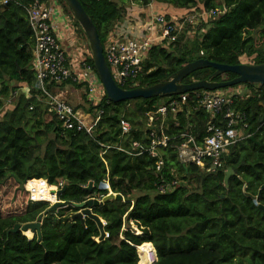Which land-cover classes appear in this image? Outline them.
<instances>
[{
	"label": "trees",
	"instance_id": "16d2710c",
	"mask_svg": "<svg viewBox=\"0 0 264 264\" xmlns=\"http://www.w3.org/2000/svg\"><path fill=\"white\" fill-rule=\"evenodd\" d=\"M34 1L47 0L0 5V97L4 99L22 87L34 91L33 38L24 12ZM77 1L102 46L114 27L129 18V4L146 8L153 3L182 13L223 11L200 24L192 38L186 28L175 43L153 47L133 82L136 88L151 87L199 59L226 66L264 64V0ZM58 2L71 16L65 3ZM78 36L86 42L80 29ZM212 73L211 69L196 71L182 83L207 80ZM221 77L214 81L235 76ZM133 84L122 89L130 90ZM244 86L249 96L234 100L232 106L244 116L245 126L238 127L242 139L222 158L224 170L233 172L227 187L225 171L206 173L192 165L180 166L173 149L176 141L160 151L163 166L155 171L156 160L145 153L149 147L145 114L154 112L165 99L117 104L105 99L89 134L61 129L36 99L18 95L6 106L0 101V264H264V212L258 208H264V190L260 191L264 185V85ZM83 109L92 112L90 107ZM121 119L130 126L127 137L120 136ZM176 121L177 127L169 121V135L191 133L197 142L205 136L208 116L203 112L183 110ZM132 142L138 144L140 154L129 156L117 150L127 151ZM160 180H174L178 186L160 192ZM35 181L46 187H66L59 197L65 208L42 219L40 240L36 235L31 239L30 232L26 237L8 233L15 225L34 223L49 207L43 199L30 200L27 184ZM101 184L121 201L109 200L92 208V214L104 223L105 236L98 241L100 233L92 220L72 217L78 212L74 205L107 195V190L98 188ZM34 192L47 198L40 186Z\"/></svg>",
	"mask_w": 264,
	"mask_h": 264
},
{
	"label": "built area",
	"instance_id": "2783aa9c",
	"mask_svg": "<svg viewBox=\"0 0 264 264\" xmlns=\"http://www.w3.org/2000/svg\"><path fill=\"white\" fill-rule=\"evenodd\" d=\"M11 1L0 0V5ZM61 10L57 0L34 1L24 8L33 38L31 69L35 77L34 91L22 87L11 92L7 99L0 97V101L6 106L18 95H23L25 99H36L44 103L48 114L56 118L61 129L89 134L99 121L101 111L98 108L105 102L106 95L92 64L90 65L91 56L87 43L80 41L73 18L63 15ZM222 14L223 11L218 10H193L179 16L151 13L144 16V21L140 20V23L135 24L128 18L123 20L108 34L103 46L111 78L120 88L127 83L133 84L153 47L169 46L178 40L184 29L188 28L187 35L194 34L200 24ZM64 84L63 90H59ZM71 85L80 87V96L83 97L85 106L92 109L91 113L75 108L66 100L65 90H73ZM47 87L53 91H49ZM134 88L136 86L133 84L132 89ZM249 94L250 91L243 85L212 92L194 91L169 97L154 112L145 114L146 137L149 140L145 153L156 160L155 171L159 172L163 166L160 151L173 141H176L173 149L180 166L185 168L192 165L206 173L225 171L222 158L242 139L238 127L245 126L244 116L232 108L233 101L246 98ZM28 109L33 110V105H29ZM183 110L200 111L208 116L205 136L200 142L191 133H167L169 121L172 126L177 127L176 115ZM118 128L120 136L130 135V126L125 120L119 121ZM138 148V144L132 142L127 151L117 150L135 156L140 154ZM136 150L139 152L136 153ZM177 186V181L166 183L160 180L158 189L160 192L172 191ZM62 187L59 184L53 188L56 191ZM30 200L35 201L31 197Z\"/></svg>",
	"mask_w": 264,
	"mask_h": 264
},
{
	"label": "water",
	"instance_id": "95a60500",
	"mask_svg": "<svg viewBox=\"0 0 264 264\" xmlns=\"http://www.w3.org/2000/svg\"><path fill=\"white\" fill-rule=\"evenodd\" d=\"M67 6L71 17L75 21L76 25L79 27L80 31L84 35L87 43V47L91 56V63L96 72L98 79L104 89L106 99L109 103L117 104L124 101L131 100H150L155 98H169L185 93H190L194 91H216L223 90L240 85H250V86H263L264 85V64L258 65H246L239 64L236 66H226L211 63L207 60L199 59L194 62L188 63L174 74L161 80L159 83L147 87V88H134L130 90H124L120 88L111 78L109 69L107 67L104 55L103 46L98 38L96 29L92 24L89 17L86 15L77 0H62ZM211 69L213 70L212 75L207 80L193 81L189 84H183L182 81L191 75L192 73L200 70ZM232 74L235 77L230 81H214L221 75ZM264 123V117L261 120ZM233 175L232 170L228 169L224 173V186H228V179ZM99 189L107 190V195L100 201L95 199H89L81 204L74 205L78 209V212L72 217V219L77 218L81 222L84 218L92 220L99 230L100 236L98 241L104 238L103 227L104 224L98 217L92 214V208L97 207L109 200L121 201V197L118 195H113L107 188L106 184H101L98 186ZM87 190L91 189V184H88ZM66 187L63 186L60 190L51 192L54 194L55 201L49 205L46 211L38 216L36 221L31 224H26L24 226L15 225L8 233L20 232L23 236L25 233L30 232L32 238L34 235L40 240V226L41 221L48 214L54 213L59 209L65 208L64 202L59 200V197L65 192ZM264 190V185L261 187L260 191ZM250 197L249 195H246ZM255 203L256 198H252ZM260 210L264 212V208L258 206ZM26 237V236H25Z\"/></svg>",
	"mask_w": 264,
	"mask_h": 264
},
{
	"label": "crops",
	"instance_id": "0c3cea01",
	"mask_svg": "<svg viewBox=\"0 0 264 264\" xmlns=\"http://www.w3.org/2000/svg\"><path fill=\"white\" fill-rule=\"evenodd\" d=\"M126 11L129 12V13H127L129 15L128 19L132 20L133 24L140 23L141 22L140 20H143L144 16H148L151 13H162V14H167L169 16H177V15L179 16V15L184 14L182 12L178 14L177 12H179V11L172 9L171 7L160 6V5L153 4V3L146 8L138 7L135 4H129V5H127ZM145 19H146V17H145ZM70 97H72V99H70ZM77 97H80V91L65 90V98H66V100H67V98H69L68 102L70 104H72L73 106L77 105L75 103L76 102L75 98H77Z\"/></svg>",
	"mask_w": 264,
	"mask_h": 264
},
{
	"label": "rangeland",
	"instance_id": "374dc122",
	"mask_svg": "<svg viewBox=\"0 0 264 264\" xmlns=\"http://www.w3.org/2000/svg\"><path fill=\"white\" fill-rule=\"evenodd\" d=\"M57 3H58V5L60 6V8H62L61 7V5H60V3L58 2V0H57ZM127 13H129L128 11H126ZM61 13L63 14V15H66V13L63 11V9L61 10ZM178 14L179 13H181V12H177ZM77 30L79 31V27L77 28ZM203 32V31H202ZM190 37L192 38L193 37V34H191L190 35ZM241 61L242 62H245V60H243V59H241ZM218 78H221L222 79V77L221 76H219ZM217 79V78H216ZM242 86V85H241ZM244 86V85H243ZM70 88H72L73 90H75V91H80L78 88H76V87H70ZM232 88V87H231ZM231 88H227V89H231ZM226 89V90H227ZM70 99H72V97H70ZM160 99H165V100H161V102L162 103H165L167 100H168V98H160ZM69 100V98H67V101ZM141 100V99H140ZM75 103L77 104V105H75L74 107L75 108H80L79 110H81V109H83L84 107H85V104H84V102H83V100H82V98H81V96L80 97H77V98H75ZM159 106V105H158ZM46 183V182H45ZM35 186H40V187H42L43 188V190H44V192L46 193V194H49L50 193V191H54V188L53 187H50V186H48V187H46V186H44V183L43 182H41V181H35V182H32V183H29V184H27V188L31 191V194H32V198L33 199H43V201H45V202H48V204L50 205L51 203H53L54 201H55V199H54V196H53V199H52V197H49L48 195H47V198H44L43 196H40L39 197V195L38 194H36L35 192H34V187ZM38 195V196H37ZM45 199V200H44ZM50 200V201H52V202H49V201H47V200ZM41 201V200H40Z\"/></svg>",
	"mask_w": 264,
	"mask_h": 264
},
{
	"label": "bare ground",
	"instance_id": "6f19581e",
	"mask_svg": "<svg viewBox=\"0 0 264 264\" xmlns=\"http://www.w3.org/2000/svg\"><path fill=\"white\" fill-rule=\"evenodd\" d=\"M51 192H53V191H50V193L48 194V196L50 197V196H54V194H51ZM32 198V197H31ZM54 199H55V196H54ZM45 200V199H44ZM36 201V200H35ZM37 201H39V200H37ZM47 201H49V202H52V201H50L49 199L47 200Z\"/></svg>",
	"mask_w": 264,
	"mask_h": 264
},
{
	"label": "flooded vegetation",
	"instance_id": "af4514ba",
	"mask_svg": "<svg viewBox=\"0 0 264 264\" xmlns=\"http://www.w3.org/2000/svg\"><path fill=\"white\" fill-rule=\"evenodd\" d=\"M50 197H52V196H50Z\"/></svg>",
	"mask_w": 264,
	"mask_h": 264
}]
</instances>
